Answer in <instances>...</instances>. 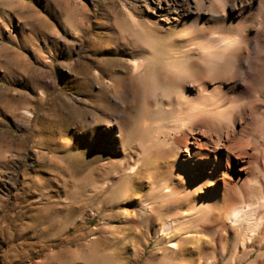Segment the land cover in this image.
I'll return each instance as SVG.
<instances>
[{
  "label": "rangeland",
  "instance_id": "1",
  "mask_svg": "<svg viewBox=\"0 0 264 264\" xmlns=\"http://www.w3.org/2000/svg\"><path fill=\"white\" fill-rule=\"evenodd\" d=\"M185 1L161 16L152 0H0V264H264V0L219 5V33H240L249 51L233 81L236 65L199 53L210 0ZM199 87L222 99L232 123L210 134L228 135L236 156L195 182L179 159L150 178L131 171L156 120L164 128L178 93L197 101ZM112 122L117 145L104 139ZM168 182L172 195L158 196ZM145 196L161 206L140 207ZM247 204L252 224L226 219Z\"/></svg>",
  "mask_w": 264,
  "mask_h": 264
},
{
  "label": "bare ground",
  "instance_id": "2",
  "mask_svg": "<svg viewBox=\"0 0 264 264\" xmlns=\"http://www.w3.org/2000/svg\"><path fill=\"white\" fill-rule=\"evenodd\" d=\"M196 1L198 5L203 3V0ZM222 1L223 0H210L209 7L206 11L208 15L207 22L214 27V30H212L210 35L200 43L199 53L202 56L213 59L215 61L213 63H227L225 59H228V62H230L232 66L233 64L236 65V70H232L228 74V78L232 80L234 76H237L239 71L244 70L243 65L249 62V51L245 46H242L241 44V47L239 46L241 38L238 35L240 33H237L238 35L229 31L219 33L217 28L224 23V7L219 6ZM152 3H154V7H156L157 14L161 16L168 14L169 12L175 13L177 14L176 16H179V11L185 10L186 7H188L185 0H152ZM198 28L200 31L202 30L201 26H198ZM191 50V47H188V44H186L181 51V54L177 51H172L166 56L164 55L165 64L170 65L172 61L174 63L176 62L175 64L177 65L180 64L181 56L189 54V51ZM149 55L152 60H155L158 58L159 54L152 51ZM211 63H209L210 66ZM131 64L134 69L137 70L145 64V58L142 56H134ZM203 64L204 61L197 60L198 66H202ZM184 68L186 69V67ZM185 69L182 72L180 71L181 74H184L183 72H185ZM193 82L195 83L196 81L194 80ZM234 82H230L231 84L226 88L230 92L238 93L242 88L238 85L239 83L236 84ZM191 84L192 81H190V85ZM198 90L201 91L200 96L197 97L198 100L191 102L187 99L185 94H182V92L178 93V104L175 106L173 113L164 118V128L159 119L155 122L156 133L149 138V141L145 146L143 165H141L139 159H137L131 163V171L139 172L143 168L147 172L146 178H150L157 174V171L161 167L166 168L172 164L173 160L179 159L181 161L180 168L177 166H173V168L184 170L185 173H188L191 176L190 180L195 182L197 179H205L204 177L208 179L213 177L217 169L220 171L225 165L229 164L232 155L236 156L232 141L229 139L228 135H225L223 140L218 138L216 133L214 135L210 134L215 128L219 127L222 122H228V126L232 123L231 117L228 114V116L226 115L227 112L224 110L226 108L223 109L224 106L220 103L222 99L211 95L209 92H205L201 87H199ZM182 100H184L185 106L181 105ZM24 112L28 113L26 109ZM165 112L169 113L170 111L168 108H165ZM113 124V122L109 124L110 131L104 139L109 141L110 144L117 145V142L121 137V132L120 129L114 127ZM144 129L148 131V122H145ZM151 146L152 148H149ZM206 168L207 170H205ZM155 191L158 196L164 195L166 197L171 196L173 193L169 182L162 184L160 187L157 186ZM184 197H187V195ZM152 202L153 201L145 196L138 201V204H140V207L146 205L148 207L161 206V202H159L158 205H153ZM243 206L233 205L227 211L226 219L233 225L244 221L250 225V219L252 218L250 215V213H252V205L247 204L246 207ZM189 207H207V205H189ZM186 212L193 213L191 210ZM174 222L175 220L170 218L163 221L159 229L160 233L165 234L173 231ZM171 246L175 247L177 246V243L172 242Z\"/></svg>",
  "mask_w": 264,
  "mask_h": 264
}]
</instances>
